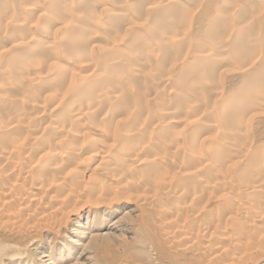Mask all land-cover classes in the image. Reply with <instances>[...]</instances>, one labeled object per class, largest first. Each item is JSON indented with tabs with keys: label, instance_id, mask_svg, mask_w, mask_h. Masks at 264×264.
<instances>
[{
	"label": "bare ground",
	"instance_id": "1",
	"mask_svg": "<svg viewBox=\"0 0 264 264\" xmlns=\"http://www.w3.org/2000/svg\"><path fill=\"white\" fill-rule=\"evenodd\" d=\"M0 264H264V0H0Z\"/></svg>",
	"mask_w": 264,
	"mask_h": 264
}]
</instances>
